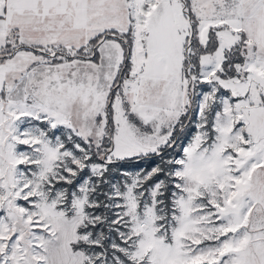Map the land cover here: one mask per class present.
Masks as SVG:
<instances>
[{
  "label": "snow or ice",
  "instance_id": "snow-or-ice-1",
  "mask_svg": "<svg viewBox=\"0 0 264 264\" xmlns=\"http://www.w3.org/2000/svg\"><path fill=\"white\" fill-rule=\"evenodd\" d=\"M0 264H264V0H0Z\"/></svg>",
  "mask_w": 264,
  "mask_h": 264
}]
</instances>
